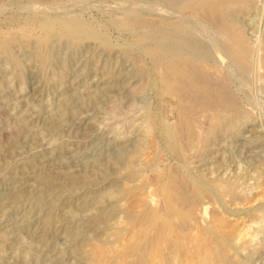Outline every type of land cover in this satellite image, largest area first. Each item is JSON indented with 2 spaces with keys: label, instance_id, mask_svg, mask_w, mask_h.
I'll use <instances>...</instances> for the list:
<instances>
[{
  "label": "rangeland",
  "instance_id": "374dc122",
  "mask_svg": "<svg viewBox=\"0 0 264 264\" xmlns=\"http://www.w3.org/2000/svg\"><path fill=\"white\" fill-rule=\"evenodd\" d=\"M190 1L0 0V264H264L257 210L264 205V148L247 150L249 140L264 137V68L257 77L213 52L249 113L228 131L230 116L217 118L211 108L202 129L193 123L190 97L168 99L170 72L160 57L174 34L217 44L230 28L264 48V0H195L188 8ZM152 32L159 45L139 43ZM167 129L192 147L177 153ZM224 160L228 170H215ZM169 180L178 182L177 193L199 197L184 205L185 219L173 214L172 225L162 218L152 224L160 206L150 207L148 191L162 194L159 184ZM202 203L209 204L211 230L217 227L215 250L197 234ZM151 236L157 245L142 244Z\"/></svg>",
  "mask_w": 264,
  "mask_h": 264
},
{
  "label": "bare ground",
  "instance_id": "6f19581e",
  "mask_svg": "<svg viewBox=\"0 0 264 264\" xmlns=\"http://www.w3.org/2000/svg\"><path fill=\"white\" fill-rule=\"evenodd\" d=\"M195 0H191L190 2L186 3V6H189L191 5L193 8H196L195 5L197 4H194ZM202 1V0H201ZM174 2V1H173ZM203 2V1H202ZM210 2V1H209ZM231 4V3H230ZM199 5V3H198ZM208 5V3H207ZM183 7V6H182ZM187 9V7H185ZM185 8H183V10H185ZM190 8V6L188 7ZM203 8V7H202ZM206 8V7H205ZM221 9V8H220ZM219 9V10H220ZM204 11V10H203ZM195 13V12H194ZM207 14V13H206ZM203 15V14H202ZM200 18V17H199ZM210 20V19H209ZM131 21V20H130ZM135 20H133V23H134ZM137 22H141V21H138L136 20ZM135 21V22H136ZM136 24V23H135ZM232 25V24H231ZM76 26H78L76 24ZM182 26V25H181ZM180 26V27H181ZM230 26V25H228ZM177 27V26H176ZM175 27V28H176ZM231 27V26H230ZM235 27V26H234ZM239 28V27H238ZM166 29V28H165ZM178 29V28H176ZM181 29V28H179ZM183 29V27H182ZM165 31V30H164ZM241 31V30H240ZM239 29H234V28H230L228 29V32L226 33H223V36H224V41L223 43H217L215 44L214 42H212L211 44V41H210V44H207V43H202L195 40V39H192V37L190 38H186L185 37H182L183 35H181V37H175V34H174V37H171L172 34L170 35V39H167V41L164 42L163 45H160L161 47V50H160V57L162 59V62H164V65L166 66V69L170 75V84L167 86V91L166 93L168 94L167 97L168 99H175V98H178V99H184V97H186L187 99H189L190 97V102H192L191 106H193V108H195V110L193 111V115L195 116L193 119V123L195 125H200V127L203 129L206 127V124L208 121H211V118H212V115H211V108L214 109L216 112L213 113V114H216V117L217 118H220L222 116V113L224 112L225 114L227 113L230 118H229V121L227 119V130L228 131H231L233 130L232 128H234L236 126V121L235 119L239 118V117H246L248 116V113L243 109V107L239 104V102L237 101V99L235 98L233 92L231 91L230 87H229V77H228V74L223 71H220V66H218V63L217 61L220 62V60L218 59L219 56L222 57L224 54L227 56L226 58V61L228 58V60H230L232 63L236 64V66L238 65V67L242 68L240 70L243 71V69L246 71V67H249L251 68L250 72L257 76L258 77V74H259V71L264 68V48H261L258 44L260 43L258 40H255L257 41L256 43H250L249 41H246L245 40V36L242 32H240ZM176 33V32H175ZM182 32H180L181 34ZM76 35V34H75ZM162 36V35H161ZM164 36V35H163ZM180 36V35H179ZM200 36V35H199ZM169 37V36H167ZM189 37V36H188ZM159 37L158 35L154 34L153 32L152 33H148V34H144V35H141L139 36V43L141 42H144L146 40H157ZM166 38V37H165ZM155 40V41H156ZM161 42V41H159ZM222 42V41H221ZM157 44H158V40H157ZM159 45V44H158ZM157 45V46H158ZM261 45V43H260ZM159 47V48H160ZM157 49V48H156ZM224 50L223 52L224 53H221V50ZM214 52V54H218L219 56H214L212 55ZM214 56V59H212ZM159 57V58H160ZM224 57L222 58L224 60ZM221 59V58H220ZM211 60H213L211 62ZM217 60V61H216ZM160 61V59H159ZM224 62V61H223ZM222 62V66L224 65V63ZM160 62H158L159 64ZM161 64V63H160ZM162 65V64H161ZM156 66V64L154 65V67ZM235 66V67H236ZM163 67V65H162ZM161 67V68H162ZM211 67L216 69L218 71V73L214 74L215 76H213V74L211 75ZM157 68V67H156ZM224 68V67H223ZM164 69V67H163ZM249 70V69H247ZM228 72V70H226ZM249 72V71H248ZM229 73V72H228ZM228 81V82H227ZM233 90V89H232ZM221 95H220V93ZM223 95V96H222ZM166 97V96H165ZM166 97V98H167ZM225 99H224V98ZM185 98V99H186ZM224 99V100H223ZM184 102V100H183ZM181 103H182V100H181ZM182 105V104H181ZM185 105V103H184ZM183 106V105H182ZM187 106V105H186ZM177 108V107H176ZM186 109H189V106L186 107ZM192 112V110H191ZM252 113V111H251ZM182 114V113H180ZM180 114H178V117L180 118ZM256 114V113H255ZM184 115H187V114H184ZM192 115V116H193ZM190 116V114H189ZM152 117V116H151ZM188 117V116H186ZM178 118V119H179ZM183 118V117H182ZM188 118H192V117H188ZM248 118V117H246ZM260 118V117H259ZM196 119H199V121H197ZM155 120V119H153ZM185 120V119H184ZM183 120V121H184ZM221 120V119H220ZM182 121V122H183ZM190 121V120H189ZM180 122V121H179ZM187 124H188V120L186 121ZM220 122V121H219ZM223 122H225L223 120ZM221 123V122H220ZM219 123V124H220ZM192 124V123H190ZM210 124V123H209ZM221 125V124H220ZM210 126V125H209ZM256 126H258V124H255V125H251V128H250V131H254V132H259V130L256 128ZM163 127V126H162ZM168 127V126H167ZM166 127V128H167ZM187 127V126H186ZM240 127V126H239ZM249 127H250V124H249ZM260 127H261V131H262V134L264 136V122L261 121V124H260ZM197 128V127H196ZM208 128V127H207ZM206 128V129H207ZM211 128V127H210ZM225 128V129H226ZM230 128V129H229ZM172 129V127H171ZM179 129V128H178ZM188 129V128H187ZM189 130H192L191 128H189ZM188 130V131H189ZM225 133V130L222 129ZM236 130V129H235ZM242 130V128H241ZM182 131V130H181ZM184 131V130H183ZM219 131V130H218ZM211 132V131H210ZM253 132V133H254ZM185 133V132H184ZM230 133H233V132H230ZM166 134L168 135V140L170 141V143L173 145L174 149H177V153H179V149L183 146V145H189L187 144L186 142V139L187 137L185 136L184 138H180L178 136V133L177 132H172V130L170 129H167L166 131ZM189 134H191V131L189 132ZM188 135V134H187ZM216 135H220V133L216 134ZM215 135V136H216ZM164 136V134H163ZM256 136V135H255ZM262 136V137H263ZM191 137V136H190ZM197 137V135H196ZM205 137V136H204ZM241 137V135L239 136ZM259 136H257V138L255 139H258ZM160 138V137H159ZM167 138V137H165ZM164 138V139H165ZM213 138V137H212ZM247 138V137H246ZM191 139V138H190ZM193 139V138H192ZM260 139V138H259ZM208 140H209V137H208ZM211 140V139H210ZM188 141V140H187ZM211 142V141H210ZM235 142V141H234ZM245 142V141H244ZM250 144L249 147H248V151H250L251 153H256L257 151H255V149H259V148H264V137L260 140L259 143H252L250 140L248 141ZM166 143V142H165ZM169 143V142H168ZM164 144V143H163ZM168 145V144H167ZM166 145V147H168ZM192 145L194 146V143H192ZM202 145V144H201ZM209 145V144H208ZM247 145V146H248ZM190 146V145H189ZM246 148L247 146L244 145ZM192 147V146H190ZM195 147V146H194ZM194 147L192 149H194ZM201 147V146H200ZM216 147V146H215ZM203 148V147H202ZM172 149V150H174ZM170 150V149H169ZM181 150V149H180ZM189 150V149H188ZM202 150V149H201ZM192 151V150H191ZM171 152V151H170ZM184 152V151H183ZM196 152V151H195ZM174 153V151H173ZM185 153V152H184ZM200 153V151H199ZM199 153H196V154H199ZM194 154V153H193ZM262 154V153H261ZM264 154V153H263ZM180 155V154H179ZM252 155V154H251ZM250 155V156H251ZM259 156V155H258ZM197 159H198V156H197ZM216 159V158H215ZM214 159V160H215ZM229 160V159H228ZM194 161V160H193ZM217 160L213 161L214 163L216 162ZM192 162V161H191ZM212 162V163H213ZM218 162V161H217ZM216 162V163H217ZM193 163V162H192ZM195 163V161H194ZM203 164V163H202ZM255 164V163H254ZM260 164H263L264 165V161L261 160L260 161ZM188 165H190V161L188 163ZM219 165V163H218ZM224 170H228V168L231 166V161H229V164L227 165V161L224 160L223 164L219 165L218 167H216L215 170L219 171L220 168L224 167ZM205 169V168H204ZM236 170V169H235ZM223 171V170H222ZM179 173V172H178ZM185 173V172H184ZM222 173V172H221ZM186 174V173H185ZM169 175V174H168ZM167 175V176H168ZM174 176V174H172ZM176 175V173H175ZM187 175V174H186ZM222 175V174H221ZM153 176V175H152ZM163 176V174H162ZM159 177V176H158ZM171 177V176H170ZM177 177V175H176ZM172 178V177H171ZM215 178V177H214ZM213 178V179H214ZM238 178V177H236ZM166 179V178H165ZM173 179H176L173 177ZM188 179V178H186ZM216 179V178H215ZM240 179V178H239ZM150 180V179H149ZM159 180V179H158ZM193 180V179H192ZM152 181V179H151ZM186 181V180H185ZM217 181V179H216ZM174 182H177L176 180H169L168 183H165V185H163L162 189L160 188L161 185L159 184L160 187H158L159 189L158 190H161L160 192H162V194L160 193V195H162L163 197L161 198V196L159 194H156L155 192L153 191H148V195H147V201L148 203L150 204V207L152 206L153 208L154 207H157V206H160V209L157 210V211H153L150 209V207H148L150 210H151V214L149 216V220L150 222L153 224V223H156L157 220H159L160 218V221L161 220H164V222H162V224L164 223V225H169V222L172 220L170 219L173 214H175L177 216V218L179 217L180 219H185L186 217V213L183 212L185 209L184 208V205H190L191 201L193 200V198L197 195L195 194L194 192V195H193V192L190 194V196L188 195H184L182 193H177V190H176V186H174ZM201 182V181H200ZM205 182V181H204ZM145 183V181H144ZM178 183V182H177ZM188 183V182H187ZM217 183V182H216ZM155 184H157V182H155ZM163 184V183H162ZM192 184V182H191ZM200 184V183H199ZM203 184V183H202ZM201 184V185H202ZM179 185V184H178ZM193 185V184H192ZM195 185V184H194ZM199 185L200 189L202 188V186ZM152 186V185H151ZM196 186V185H195ZM148 187V186H147ZM175 187V188H174ZM191 187H194V186H191ZM196 188V187H194ZM152 189V187H151ZM156 189V188H155ZM205 189V188H204ZM230 190H233L232 188H229ZM189 190V189H188ZM187 190V191H188ZM197 190V189H196ZM182 191V190H181ZM190 191V190H189ZM188 191V192H189ZM194 191V189H193ZM223 191V190H222ZM221 191V193H222ZM191 192V191H190ZM201 190H197V193L198 194H201ZM227 192V191H226ZM225 193V192H224ZM230 194V192H229ZM181 195V196H180ZM239 195V194H238ZM237 195L236 192H232L230 194L231 197H233L234 199L236 198H239ZM202 196V195H201ZM223 196V195H222ZM228 196V195H227ZM197 197V196H196ZM199 197V196H198ZM197 197V198H198ZM226 197V196H225ZM203 198V197H202ZM206 198V197H205ZM247 199V198H246ZM204 200V199H203ZM146 201V200H145ZM197 202H200L197 200ZM197 206V204H196ZM195 206V207H196ZM143 207V206H142ZM147 207V206H146ZM194 207V205L192 206ZM191 207V208H192ZM158 208V207H157ZM193 209V208H192ZM199 209V208H198ZM149 210V211H150ZM189 210V209H187ZM195 210V209H194ZM257 210L259 212L262 213V218H264V205L260 206L259 208H257ZM196 211V210H195ZM256 211V210H255ZM190 212V211H189ZM197 212V211H196ZM194 218L195 215H193ZM199 216H200V222H201V225L202 227L199 229V232L197 233V231H195V233H197L200 237V235H203L207 238H205L204 240V243L206 245H209V244H212L211 243V231L212 233L216 232V228H214L213 230H211V225H208V224H211V223H207L208 221L210 222L211 220V211L209 209V204H204L202 203L201 204V207L199 209ZM139 217V216H138ZM144 217V216H143ZM148 218V216H146ZM140 218V217H139ZM174 218V217H172ZM145 220V217L142 218ZM170 219V221H169ZM188 219V218H187ZM198 219V218H196ZM259 219V218H258ZM175 220V219H174ZM199 220V219H198ZM143 221V220H142ZM159 221V222H160ZM257 221V220H255ZM137 222V220H136ZM141 222L140 219H138V223ZM146 222V220H145ZM149 222V221H148ZM176 222V220H175ZM175 222L173 221V223L175 224ZM182 222H184V220H182ZM187 222V221H185ZM192 222V221H191ZM260 222V220H259ZM161 223V222H160ZM178 223V222H177ZM189 223V221H188ZM193 223H196V221H193ZM257 223V222H256ZM262 223V222H261ZM144 224V223H143ZM145 224H148V223H145ZM171 224V222H170ZM182 224V223H180ZM184 224V223H183ZM207 224V225H206ZM150 225V223H149ZM172 225V224H171ZM175 225H178V224H175ZM186 225V224H185ZM199 224H197L198 226ZM142 226V225H141ZM140 226V227H141ZM146 226V225H145ZM156 226V225H155ZM154 226V227H155ZM183 226V225H181ZM188 228H189V224L187 225ZM194 226V225H193ZM196 226V228H197ZM149 227V226H148ZM154 227H151L154 229ZM178 227V226H175V228ZM184 227V226H183ZM200 227V225H199ZM198 227V228H199ZM147 229V227H144ZM158 228V227H156ZM168 228V227H167ZM172 227L170 226V229ZM174 228V229H175ZM182 228V227H180ZM186 228V227H184ZM160 229V228H159ZM164 229V228H162ZM173 229V230H174ZM183 229V228H182ZM180 229V230H182ZM151 230V229H150ZM173 230H172V233H173ZM140 231V230H139ZM154 231V230H152ZM154 235L155 233L152 232ZM160 233L162 230H159ZM164 231V230H163ZM162 231V232H163ZM167 231V230H166ZM175 231V230H174ZM177 231V230H176ZM179 231V230H178ZM186 231V230H185ZM141 232V231H140ZM171 232V231H170ZM192 232V231H191ZM143 233V232H142ZM150 233V234H151ZM181 233V231L179 232ZM190 233V232H189ZM175 234V233H174ZM181 234H184V230H183V233ZM194 234V233H193ZM226 234V233H225ZM233 234V233H232ZM144 235V234H143ZM152 235V234H151ZM160 237V234H156V236ZM161 235H163L161 233ZM186 235V234H185ZM196 235V234H195ZM149 236V234H148ZM156 236L154 238H152L151 236V239L149 240H144L143 239V242L142 244L144 243V241H147V243H149L150 246L152 245H157L158 242H157V239ZM166 236V235H165ZM169 236V235H168ZM167 236V240L168 237ZM214 236V235H213ZM212 236V237H213ZM220 236V234H219ZM222 236V235H221ZM139 237V236H138ZM195 237V236H194ZM163 237H160V240L162 239ZM223 239V238H222ZM163 240V239H162ZM180 240V239H179ZM196 240V238L194 239ZM202 240V238H201ZM142 241V239H140V242ZM149 241V242H148ZM162 243H164L163 241H161ZM160 242V243H161ZM166 242V240H165ZM227 241H225L226 243ZM134 243V242H133ZM138 243V242H137ZM146 243V245H147ZM181 243V242H180ZM194 243V242H193ZM140 244V245H142ZM168 244V243H167ZM214 244V243H213ZM212 244V245H213ZM229 244V242H228ZM132 245V244H131ZM136 245V244H134ZM139 245V244H138ZM145 245V243H144ZM143 245V247H144ZM171 245V243H170ZM181 245V244H180ZM195 245V244H194ZM216 245V244H214ZM149 246V248H150ZM161 246V244L159 245ZM158 246V248H159ZM169 246V245H168ZM176 246V245H175ZM228 246V245H227ZM131 247V246H130ZM193 247V245H192ZM216 247H218L217 245L213 247L212 250H215L217 249ZM155 248V247H154ZM165 248V247H164ZM173 248V247H172ZM177 248V247H176ZM181 248V247H180ZM137 249V248H136ZM136 249H133V250H136ZM151 249V248H150ZM156 249V248H155ZM154 249V250H155ZM169 249V248H168ZM139 250V249H138ZM147 250V249H145ZM153 250V248H152ZM157 250V249H156ZM167 250V248H166ZM174 250V249H173ZM220 250V249H219ZM222 250V249H221ZM129 251V250H128ZM144 251V249H143ZM175 251V250H174ZM137 252V251H136ZM140 252V250H139ZM148 252V251H147ZM145 252V253H147ZM158 252H160L158 250ZM129 253V252H128ZM134 253V252H133ZM142 253V252H141ZM193 253V252H192ZM131 254V253H130ZM138 254V253H137ZM144 254V253H142ZM151 254V252L149 253ZM168 254H171V253H168ZM178 254H179V251H178ZM211 254V253H210ZM209 254V255H210ZM213 254V252H212ZM133 255V254H131ZM135 255V253H134ZM133 255V256H134ZM160 255V254H159ZM180 255V254H179ZM200 255V254H199ZM222 255V254H220ZM132 256V257H133ZM145 256V255H144ZM156 256V255H155ZM162 256V254H161ZM165 256V255H163ZM168 256V255H167ZM182 256V255H180ZM148 257V256H147ZM158 257V256H157ZM197 257V256H196ZM199 257V256H198ZM219 257V256H218ZM143 258V257H142ZM145 258V257H144ZM143 258V259H144ZM150 258V257H149ZM179 258V256H178ZM177 258V260H178ZM134 259V258H133ZM139 259V258H138ZM156 259V258H155ZM162 259V258H161ZM160 259V260H161ZM180 259V258H179ZM184 259V258H183ZM202 259V258H201ZM210 260V258H206V260ZM213 260V258H211ZM223 259V258H222ZM142 260V259H141ZM191 260V259H190ZM206 260H205V263H206ZM215 260V259H214ZM159 261V260H158ZM163 261V260H162ZM180 261H182L180 259ZM193 261V260H192ZM224 261V259L222 260ZM134 262V261H133ZM138 262V261H136ZM144 262V260H143ZM142 262V264H143ZM200 262V261H198ZM201 262H203L201 260ZM208 262V261H207ZM211 262V260H210ZM166 263V262H164ZM204 263V264H205ZM133 264V263H131ZM146 264V263H145ZM151 264V263H150ZM163 264V262H162ZM201 264V263H200Z\"/></svg>",
  "mask_w": 264,
  "mask_h": 264
}]
</instances>
